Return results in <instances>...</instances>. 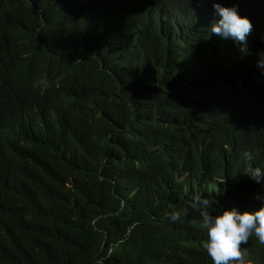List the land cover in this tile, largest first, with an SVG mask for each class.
<instances>
[{"label":"trees","instance_id":"obj_1","mask_svg":"<svg viewBox=\"0 0 264 264\" xmlns=\"http://www.w3.org/2000/svg\"><path fill=\"white\" fill-rule=\"evenodd\" d=\"M156 13L145 0H0V264H208L179 236L200 225L195 197L215 205L222 179L259 206L242 143L264 168V125L209 135L193 93L206 57L193 40L176 51Z\"/></svg>","mask_w":264,"mask_h":264},{"label":"clouds","instance_id":"obj_2","mask_svg":"<svg viewBox=\"0 0 264 264\" xmlns=\"http://www.w3.org/2000/svg\"><path fill=\"white\" fill-rule=\"evenodd\" d=\"M145 5L154 18L158 12L156 21L171 28L167 34L175 35L172 43L176 51L193 40L192 51L206 57H198L206 65L196 72L193 93L196 101L204 98L201 101L208 103L205 129L209 135L213 133L216 140L223 127L238 140L257 134L264 125L263 113L258 120L252 114L264 107V86L259 84L264 81V30L256 35L264 25V0H145ZM232 111L243 113V117L233 116ZM247 139L242 151L251 160L252 155L246 153L251 144ZM249 160L246 175L264 189V168H253L258 164ZM223 183L216 180L221 198L215 205L195 197L194 205L201 208L196 220L200 225L192 223L179 234L185 236L183 247L208 264H264V195L256 196L259 206L247 208L223 189ZM222 200L231 209H226ZM170 218L177 221L179 215L173 213ZM196 240L202 242L196 245Z\"/></svg>","mask_w":264,"mask_h":264}]
</instances>
